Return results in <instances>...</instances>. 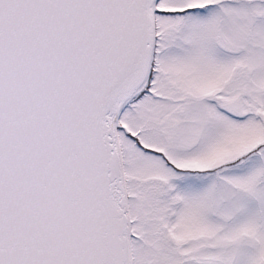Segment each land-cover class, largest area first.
<instances>
[{
	"label": "snow or ice",
	"instance_id": "6c2138e0",
	"mask_svg": "<svg viewBox=\"0 0 264 264\" xmlns=\"http://www.w3.org/2000/svg\"><path fill=\"white\" fill-rule=\"evenodd\" d=\"M0 264H264V0H0Z\"/></svg>",
	"mask_w": 264,
	"mask_h": 264
}]
</instances>
